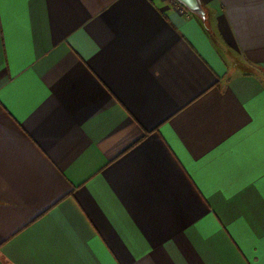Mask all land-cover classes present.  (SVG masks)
<instances>
[{
  "label": "crops",
  "instance_id": "obj_1",
  "mask_svg": "<svg viewBox=\"0 0 264 264\" xmlns=\"http://www.w3.org/2000/svg\"><path fill=\"white\" fill-rule=\"evenodd\" d=\"M0 0V264H264V0Z\"/></svg>",
  "mask_w": 264,
  "mask_h": 264
},
{
  "label": "water",
  "instance_id": "obj_2",
  "mask_svg": "<svg viewBox=\"0 0 264 264\" xmlns=\"http://www.w3.org/2000/svg\"><path fill=\"white\" fill-rule=\"evenodd\" d=\"M179 3L184 5L189 12L199 16L201 18L205 17V10L202 6L201 0H177Z\"/></svg>",
  "mask_w": 264,
  "mask_h": 264
},
{
  "label": "built area",
  "instance_id": "obj_3",
  "mask_svg": "<svg viewBox=\"0 0 264 264\" xmlns=\"http://www.w3.org/2000/svg\"><path fill=\"white\" fill-rule=\"evenodd\" d=\"M173 3L174 8L180 12L182 15H189L191 12L188 11V9L182 5L181 3H179L177 0H170Z\"/></svg>",
  "mask_w": 264,
  "mask_h": 264
}]
</instances>
